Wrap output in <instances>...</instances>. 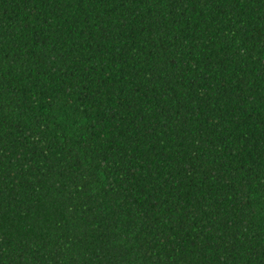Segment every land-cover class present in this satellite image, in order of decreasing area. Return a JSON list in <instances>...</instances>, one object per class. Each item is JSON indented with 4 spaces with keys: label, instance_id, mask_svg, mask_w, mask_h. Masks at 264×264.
I'll return each instance as SVG.
<instances>
[{
    "label": "trees",
    "instance_id": "1",
    "mask_svg": "<svg viewBox=\"0 0 264 264\" xmlns=\"http://www.w3.org/2000/svg\"><path fill=\"white\" fill-rule=\"evenodd\" d=\"M0 264H264V0H0Z\"/></svg>",
    "mask_w": 264,
    "mask_h": 264
}]
</instances>
